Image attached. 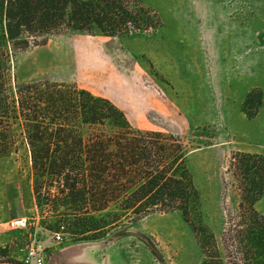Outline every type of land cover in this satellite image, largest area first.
Returning <instances> with one entry per match:
<instances>
[{"label": "rangeland", "instance_id": "1", "mask_svg": "<svg viewBox=\"0 0 264 264\" xmlns=\"http://www.w3.org/2000/svg\"><path fill=\"white\" fill-rule=\"evenodd\" d=\"M136 1L157 14L158 28L105 36L89 27L48 36L10 57V83L74 85L111 101L134 129L176 137L188 153L200 216L187 222L179 211L155 213L71 235L53 225L49 207L36 206L19 139L18 153L0 158V216L24 219L26 228L6 231L0 264L21 263L30 242L43 264H228L222 234L240 201L229 158L236 151L264 157V0ZM252 89L262 100L248 119L242 103ZM255 209L264 215V195Z\"/></svg>", "mask_w": 264, "mask_h": 264}, {"label": "trees", "instance_id": "2", "mask_svg": "<svg viewBox=\"0 0 264 264\" xmlns=\"http://www.w3.org/2000/svg\"><path fill=\"white\" fill-rule=\"evenodd\" d=\"M159 26L157 14L136 0H0V158L17 154L20 139L36 206L49 207L53 225L71 235L105 232L155 213L179 211L187 222L199 217L188 153L176 137L134 129L111 101L74 85L12 86L10 57L63 32L91 27L115 36ZM261 100L259 89L247 93L242 110L248 119ZM229 169L240 201L222 234L227 263L264 264V215L255 209L264 195V157L232 152Z\"/></svg>", "mask_w": 264, "mask_h": 264}, {"label": "built area", "instance_id": "3", "mask_svg": "<svg viewBox=\"0 0 264 264\" xmlns=\"http://www.w3.org/2000/svg\"><path fill=\"white\" fill-rule=\"evenodd\" d=\"M8 230H22L26 228V221L24 219L16 220L12 219L7 223ZM61 229H64V227H61ZM62 240V233L58 232L55 235V241L57 243L61 242ZM17 259V258H15ZM21 264H43L44 263V257L39 252V250L34 246L33 242H30L27 244L24 253L21 256V259H19Z\"/></svg>", "mask_w": 264, "mask_h": 264}, {"label": "crops", "instance_id": "4", "mask_svg": "<svg viewBox=\"0 0 264 264\" xmlns=\"http://www.w3.org/2000/svg\"><path fill=\"white\" fill-rule=\"evenodd\" d=\"M2 216V215H1ZM0 216V245L1 244H3L4 243V241H5V237H6V235H7V223L8 222H6V221H3V219H1L2 217ZM62 261H64V259H62ZM61 261V262H62ZM60 263V262H59ZM58 263V264H59Z\"/></svg>", "mask_w": 264, "mask_h": 264}]
</instances>
